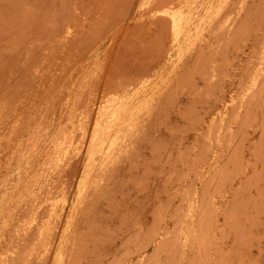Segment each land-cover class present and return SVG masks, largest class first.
I'll use <instances>...</instances> for the list:
<instances>
[{
    "label": "rangeland",
    "instance_id": "rangeland-1",
    "mask_svg": "<svg viewBox=\"0 0 264 264\" xmlns=\"http://www.w3.org/2000/svg\"><path fill=\"white\" fill-rule=\"evenodd\" d=\"M166 1L0 0L1 264H264V0Z\"/></svg>",
    "mask_w": 264,
    "mask_h": 264
},
{
    "label": "bare ground",
    "instance_id": "bare-ground-1",
    "mask_svg": "<svg viewBox=\"0 0 264 264\" xmlns=\"http://www.w3.org/2000/svg\"><path fill=\"white\" fill-rule=\"evenodd\" d=\"M222 3V2H221ZM185 4V6H186V4H187V0H168V1H166L165 3H164V5L162 6V8L160 9L159 7L156 9V8H153L152 10H154V12L152 13L153 14V16H163V18H168V17H170L168 20L170 21V30H171V35L174 37H172L173 38V40L175 41V40H177L178 41V37H180L179 36V34H182L181 32L183 31V28L186 26V23H185V19H184V16L185 15H183L184 14V11H183V5ZM212 4V3H211ZM213 5V4H212ZM150 7V6H149ZM148 10H150V9H148ZM225 12V8H224V5H219L218 7H217V9L216 10H214L213 12L211 11V13H210V22L211 21H215V19H217V18H219L224 12ZM152 12V11H151ZM238 12V11H237ZM226 14V13H225ZM240 14V13H239ZM228 15V14H227ZM239 16V15H238ZM238 16H236V17H238ZM46 17V16H45ZM158 18V17H157ZM185 18H186V16H185ZM239 18V17H238ZM229 19V18H228ZM151 20V19H150ZM233 20V19H232ZM231 20V21H232ZM235 22V21H234ZM229 23V22H228ZM209 24V23H208ZM232 26V25H231ZM69 27V26H68ZM71 28V27H70ZM190 29V28H189ZM192 29V28H191ZM186 30V29H185ZM71 31V29L69 30V32ZM205 31V30H204ZM68 33V32H67ZM189 33V32H188ZM204 33V32H203ZM189 35V34H188ZM187 35V36H188ZM68 38V37H67ZM263 47V46H262ZM263 50H264V47H263ZM262 50V51H263ZM262 61H264V56L262 57ZM151 61V60H150ZM170 63V62H169ZM263 64V65H262ZM261 65L263 66L262 68H261V71L262 72H264V63H262ZM43 66V65H42ZM38 67V66H37ZM40 68V67H39ZM258 69H260V68H258ZM38 70V69H37ZM260 71V72H261ZM261 73H258V74H256L255 75V77H253V80L251 79V81H252V83L250 84L251 85V87L249 88V91L250 90H252V88H254L255 86H257L258 85V82H259V79H260V75ZM38 75V74H37ZM132 78V77H131ZM148 81V79H141V80H139L137 83H132V84H130L129 86H132L133 85V89L135 88H137L138 89V85H143V84H145L146 82ZM149 81H150V79H149ZM130 83V82H129ZM148 83V82H147ZM249 85V86H250ZM125 87V86H124ZM140 87H142V86H140ZM127 88V87H126ZM145 88H147V87H145ZM93 89V88H92ZM131 88H129L128 89V91L130 90ZM248 89V88H247ZM132 90V89H131ZM133 91V90H132ZM135 91V90H134ZM122 92V91H121ZM127 93V92H126ZM247 94V93H246ZM249 94V93H248ZM258 96V95H257ZM129 98V97H128ZM232 98V97H231ZM111 100V99H110ZM232 100V99H231ZM243 101V100H242ZM107 102V101H106ZM2 103V102H1ZM233 103V102H232ZM231 104V103H230ZM227 105V104H226ZM100 106V105H99ZM103 106V105H102ZM107 107V106H106ZM105 107V108H106ZM125 107V106H124ZM227 107V106H226ZM103 108H104V106H103ZM1 109V108H0ZM5 109V108H4ZM48 109V108H47ZM111 109V108H110ZM116 109V108H115ZM129 109V108H128ZM85 112V111H84ZM103 112V111H102ZM115 112H116V110H115ZM141 112V111H140ZM90 113V112H89ZM101 113V112H100ZM79 114V113H78ZM98 115V114H97ZM113 115V114H112ZM114 115H116V113L114 114ZM219 116H220V113L218 114ZM79 116H81V115H79ZM83 116V115H82ZM88 115H86L85 117H87ZM109 116V115H108ZM89 117V116H88ZM88 117H87V119H88ZM98 117H99V115H98ZM212 118V117H211ZM215 118H216V116H215ZM81 119V118H80ZM86 119V118H85ZM102 119V118H101ZM15 120V119H14ZM91 120V119H90ZM109 120V119H108ZM112 120V119H111ZM23 121V120H22ZM81 121V120H80ZM88 121H89V119H88ZM87 121V122H88ZM97 121V120H96ZM100 121V120H99ZM82 122H83V120H82ZM86 122V123H87ZM4 123V122H3ZM17 124V123H16ZM73 124V123H72ZM82 124V123H81ZM85 124V123H84ZM109 124V123H108ZM88 125V124H87ZM104 125H107V124H104ZM77 126H79V125H77ZM77 126H75L74 125V127H77ZM82 126H83V124H82ZM85 126V125H84ZM104 127V126H103ZM15 128V127H14ZM11 129V128H10ZM95 129V128H94ZM64 130V129H63ZM66 130V129H65ZM98 128H96L94 131H95V133H94V135H96V137H97V134H98ZM111 130H113V129H111ZM214 130V129H213ZM13 131H14V129H13ZM62 130H60V132H61ZM74 131V130H73ZM83 131V130H82ZM135 131V130H134ZM9 132V131H8ZM88 132V129H85L84 131H83V133H84V135H86V133ZM11 133V132H10ZM38 133V132H37ZM82 133V134H83ZM106 135H107V138L109 139V137H111L112 136V131H110L109 129L107 130L106 129ZM207 133V132H206ZM64 134V133H63ZM72 134H74V133H72ZM131 134V133H130ZM4 135V134H3ZM66 135V134H65ZM81 135V134H80ZM89 135H90V131H89ZM93 135V134H92ZM93 135V136H94ZM117 135V134H116ZM128 135V134H127ZM67 136V135H66ZM102 136V135H101ZM69 137V136H68ZM10 138V137H9ZM12 138V137H11ZM67 138V137H66ZM24 139V138H23ZM56 139H57V137H56ZM70 139V138H69ZM80 139H83V137L82 138H80ZM106 139V138H105ZM33 140V139H32ZM84 140H85V138H84ZM111 140L113 141L114 139H112L111 138ZM118 140H119V138L115 141L114 140V142H111L110 143V141H108L109 143H110V145H109V143H108V145L109 146H107V149L106 150H108V147H110L111 148V146L112 145H117L118 144ZM126 139H124L123 140V142L125 141ZM2 142H3V140H1ZM27 141V140H26ZM55 141V140H54ZM81 141V140H80ZM83 141V140H82ZM107 141V140H106ZM28 142V141H27ZM60 142V141H59ZM84 142V141H83ZM103 142V141H102ZM101 142V143H102ZM58 143V142H57ZM70 143H71V141H70ZM81 143V142H80ZM32 144V143H31ZM66 144H69V140H64L63 142H62V144L60 145V150L62 149L64 152H66L67 151V149L70 147H68L67 148V146H65ZM84 144V143H83ZM37 145V144H36ZM71 145V144H70ZM73 145V144H72ZM75 145V144H74ZM100 145V144H99ZM104 145V144H103ZM119 145V144H118ZM56 146V145H55ZM79 146H81V145H79ZM17 147H19V146H17ZM27 147V146H26ZM25 147V148H26ZM32 147V146H31ZM101 147V146H100ZM112 147H115V146H112ZM42 148V147H41ZM55 148V147H54ZM59 148V147H58ZM99 148V147H98ZM97 148V149H98ZM30 149V148H29ZM50 150V149H49ZM59 150V149H58ZM59 150V151H60ZM78 151H79V149H77ZM93 150V149H92ZM116 150H117V147H116ZM12 151V150H11ZM30 151V150H29ZM53 151H55V150H53ZM75 151H76V149H75ZM74 151V152H75ZM35 152V151H34ZM56 152V151H55ZM54 152V153H55ZM48 153V152H47ZM53 153V154H54ZM60 153V152H59ZM61 153H63L62 151H61ZM59 154V155H62V154ZM67 153V152H66ZM105 153H106V151H105ZM126 153V152H125ZM49 154V153H48ZM68 154V153H67ZM115 153H113V151H109L107 154H105V156H104V159H103V161H102V164L105 162V161H107L109 158H112V156L114 155ZM26 155V154H25ZM77 155V154H76ZM98 155V154H97ZM22 156V155H21ZM80 156V155H79ZM100 156V155H99ZM98 156V157H99ZM23 157H24V155H23ZM61 157V156H60ZM64 157V156H63ZM97 157V156H96ZM119 157V156H118ZM22 158V157H21ZM65 158V157H64ZM60 159H62V158H60ZM90 159V158H89ZM102 159V158H101ZM114 159V158H113ZM22 160V159H21ZM53 160V159H52ZM97 160V159H96ZM60 161H62V160H60ZM48 162H50V161H48ZM215 162V161H214ZM19 163V162H18ZM57 164V163H56ZM101 164V165H102ZM99 165V164H98ZM101 165H99V166H101ZM104 165V164H103ZM50 166V165H49ZM98 166V167H99ZM98 167H97V169H98ZM221 168V167H220ZM102 170L103 171H105L103 168H102ZM96 172V171H95ZM101 172V171H100ZM97 173L99 174V172L97 171ZM33 174V173H32ZM45 175V174H44ZM96 175V174H95ZM94 176V175H93ZM100 176H102V175H100ZM99 176V178H101ZM104 176V175H103ZM50 177V176H49ZM97 177V176H96ZM87 178V177H86ZM103 178V177H102ZM88 179V178H87ZM95 179V178H94ZM41 181V180H40ZM100 181V180H99ZM94 183V182H93ZM95 184V183H94ZM100 184H103V183H100ZM86 185V184H85ZM88 185V184H87ZM89 185H90V183H89ZM62 187H63V185H62ZM81 187V186H80ZM85 187V186H84ZM91 187H92V185H91ZM93 187H95V186H93ZM86 189H84L85 191L86 190H88L89 188H87V187H85ZM96 188V187H95ZM81 189V188H80ZM92 189V188H91ZM36 196V195H35ZM86 196V195H85ZM87 197V196H86ZM50 198V197H49ZM29 200V199H28ZM61 201V200H60ZM65 201V200H64ZM63 201V202H64ZM49 201H47V203H48ZM51 202V201H50ZM54 202V201H53ZM62 202V203H63ZM55 203V202H54ZM60 203V202H59ZM58 203V204H59ZM81 204V203H80ZM34 205V204H33ZM66 205V204H65ZM84 206V205H83ZM34 207V206H33ZM46 207V206H45ZM51 207V206H50ZM58 207V206H57ZM81 207V206H80ZM55 208H56V205H55ZM48 209V208H47ZM49 210V209H48ZM54 212H55V209H54ZM29 213V212H28ZM53 213V212H52ZM33 214H35V213H33ZM38 214V213H37ZM7 215V214H6ZM34 216V215H33ZM6 218V217H5ZM31 218H34L33 220H35V223H36V225H34V227L35 226H37V225H39V222L37 221V216H34V217H32L31 216ZM40 218V220L42 219L41 217H39ZM60 218V217H59ZM58 218V219H59ZM3 219V218H2ZM30 220V219H29ZM43 220V219H42ZM51 220V219H50ZM47 221V220H46ZM53 221V220H52ZM3 223V222H2ZM31 223V222H30ZM29 223V224H30ZM58 223V222H57ZM33 224H34V221H33ZM47 224H49V223H47ZM31 226V225H30ZM43 227H44V225H42ZM46 226V225H45ZM51 225H47V227H49V228H47V227H45L44 229H42V230H40V238H38L37 240L38 241H41V242H43V240H44V235H46L47 236V234L49 233V231H48V229H50L51 227H50ZM26 227V226H25ZM29 227V226H28ZM38 227V226H37ZM56 227V226H55ZM32 229L31 230H37V228L35 227V229L33 228V226L31 227ZM52 229V228H51ZM57 229V228H56ZM22 230H24V229H22ZM30 230V231H31ZM55 230V229H54ZM47 231H48V233H47ZM51 231V230H50ZM29 232V231H28ZM57 232V231H56ZM47 233V234H46ZM54 233V232H53ZM1 234V233H0ZM24 234V233H23ZM0 236H2V235H0ZM53 236H55V235H53ZM56 237V236H55ZM33 239V238H32ZM54 240V239H53ZM37 241V242H38ZM46 241H50L49 243H46V244H44L43 246H44V249L42 250L43 252H44V256L45 255H49V253H51V251L53 252V244H52V242L53 241H51V240H46ZM81 244V243H80ZM1 246V245H0ZM35 246H42V245H35ZM24 247V246H23ZM30 247V246H29ZM34 249H35V247L34 246H32ZM36 248H38L39 250L40 249H42V247L41 248H39V247H36ZM31 253L29 254V256L32 254H34V253H32V251H30ZM36 252H38V250L36 249ZM41 252V250L39 251V253ZM42 252V253H43ZM41 253V254H42ZM38 254V253H37ZM36 254V255H37ZM63 254H64V252H63ZM2 255V254H1ZM39 255V254H38ZM43 255H41L42 257L41 258H43L44 256ZM68 255H69V253H68ZM8 256H10V255H8ZM7 256V257H8ZM25 255L23 254V256L22 257H24ZM34 256V255H33ZM76 257V256H75ZM17 258V257H16ZM30 258V257H29ZM33 258V257H32ZM37 257H35L34 259H36ZM39 258H40V256H39ZM40 258V259H41ZM45 258H46V256H45ZM48 258V257H47ZM19 259H21V258H19ZM2 260V259H1ZM7 260V259H6ZM33 259H31V261H32ZM42 260V259H41ZM43 260H47V259H43ZM8 261V260H7ZM14 261V260H13ZM12 261V262H13ZM25 261V260H24ZM3 262V261H2ZM20 262V261H19ZM18 263V262H17ZM25 263V262H24ZM38 263V262H37ZM0 264H1V262H0ZM40 264V263H39ZM44 264V263H43Z\"/></svg>",
    "mask_w": 264,
    "mask_h": 264
}]
</instances>
